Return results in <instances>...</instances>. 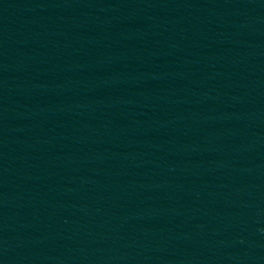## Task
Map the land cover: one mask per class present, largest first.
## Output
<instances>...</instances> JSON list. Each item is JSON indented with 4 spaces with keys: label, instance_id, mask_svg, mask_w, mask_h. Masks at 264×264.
<instances>
[{
    "label": "water",
    "instance_id": "95a60500",
    "mask_svg": "<svg viewBox=\"0 0 264 264\" xmlns=\"http://www.w3.org/2000/svg\"><path fill=\"white\" fill-rule=\"evenodd\" d=\"M44 0H0V98Z\"/></svg>",
    "mask_w": 264,
    "mask_h": 264
}]
</instances>
